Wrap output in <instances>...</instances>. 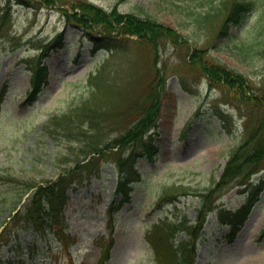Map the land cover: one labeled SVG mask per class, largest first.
I'll list each match as a JSON object with an SVG mask.
<instances>
[{
    "label": "rangeland",
    "instance_id": "rangeland-1",
    "mask_svg": "<svg viewBox=\"0 0 264 264\" xmlns=\"http://www.w3.org/2000/svg\"><path fill=\"white\" fill-rule=\"evenodd\" d=\"M89 1L106 9L115 5L123 12L151 16L174 28L178 42L161 39L155 60L149 45L134 41V36L120 42L126 48L119 52L103 47L92 50L84 30L81 33L69 23L56 6L36 1L28 6L12 0L3 19L7 0H0V230L11 218L8 202L16 203L20 185L55 179L77 164L81 142L61 126L51 135L44 123L53 115L73 111L88 96L98 69L103 68L102 82L95 98L112 106L139 95L142 88L136 90V86L158 69L164 86L153 134L158 145L156 159L138 160L141 177L114 220L108 213L110 202L117 197L114 164L101 161L93 166L95 170L75 172L66 190L64 231L72 240L69 253L74 264H99L111 238L105 264H161L144 239L145 230L158 215L176 223L180 218L194 223L201 199L196 193L206 191L219 178L230 151L262 115L258 103L249 107L235 89L210 83L198 60L191 61V53L198 48L208 63L234 69L249 80L255 93H263L264 0H255L253 8L230 25L226 34L220 30L222 16L214 20L199 17V12L209 9L207 0ZM60 31L64 45L43 58L48 82L27 102L28 68L40 54V45ZM259 166L244 184L233 179L210 197L213 210L193 238L195 264H264V157ZM178 185L185 189L175 194H185L159 202ZM251 193L253 206L229 240L230 228L219 222L217 212L237 209ZM27 194L19 203H24ZM35 235L32 229L15 226L7 244L0 240V264H66L64 255L57 253L58 240L52 235ZM180 239L190 238L179 232L175 245ZM17 245L24 249L17 250Z\"/></svg>",
    "mask_w": 264,
    "mask_h": 264
},
{
    "label": "trees",
    "instance_id": "trees-1",
    "mask_svg": "<svg viewBox=\"0 0 264 264\" xmlns=\"http://www.w3.org/2000/svg\"><path fill=\"white\" fill-rule=\"evenodd\" d=\"M11 1L5 2L2 9L3 19L9 14ZM15 1L28 6H33L35 1L43 6H56L69 23L79 27L81 33L84 30L91 42L92 50L103 47L111 52H119V49L124 50L126 48V45L120 42L133 40L131 38L134 36V41L149 45L153 51V60H155L158 57V43L161 39H167L173 43L178 42V34L174 28L166 26L148 15L120 11L115 5L106 9L89 0ZM207 1L209 9L199 12V17L204 20H214L222 16L220 30L224 33L230 25L237 24L244 14L255 5V0ZM91 27H100V29L92 30ZM63 39L64 33L60 31L40 45V54L35 63L28 68L31 77L30 89L26 93L27 102L35 99L47 84L48 68L43 58L51 50L62 47L64 45ZM190 58L191 61L198 60L210 83L224 84L235 89L243 103L249 107L258 103L262 108L258 107L262 115L257 123H252L248 127L246 138L230 151L219 178L206 191L196 193L201 199L196 207L194 223L189 224L187 220L182 218L176 223L174 220L158 215L150 227L145 230L144 239L152 248L156 260L161 264H195L193 238L203 228L206 214L213 210L210 197L215 190L225 186L233 179L238 178L239 184H244V181L260 168L259 163L264 157V92L255 93L249 80L234 69L219 63H208L205 58L201 57L198 48L194 49ZM102 71L103 68L98 69L94 74V82L89 85L88 96L81 100L80 104L74 106L73 111L69 114L53 115L44 123L45 129L50 128L51 135L61 126L60 129L71 133L81 142L79 158L75 160L77 164L73 168L70 167L60 172L55 179L18 187L16 203L8 202L12 215L0 230L2 243H8L15 226L32 229L36 233V237L45 238L48 235H53L62 246L57 253L64 255L66 264H73L69 253L72 240L64 231V208L67 203L66 190L74 181L75 172L82 171L84 168L95 170L93 166L100 164L101 161L102 163L110 161L114 164L117 172L114 191L117 197L112 199L108 206L109 216L112 218L111 220H114L121 207L130 201L133 183L141 177L137 167L138 160L143 158L154 161L156 159L158 145L153 134L157 127L160 97L164 86V80L159 70L156 69L148 81H141L140 85L136 86V90L142 88L137 92H141L139 95L132 96L127 102L115 106L95 98L96 93L101 88ZM103 94L107 96V92ZM109 117L117 118L109 121ZM250 121L249 119L248 122ZM183 189L185 188L181 185L174 186L159 202L175 199L177 194H185L184 191L175 194L176 191ZM28 192L24 203H19ZM254 200L255 197L251 193L237 209L219 210L217 212L219 213V222L228 225L230 228L227 233L229 240L235 236L246 219ZM179 232H186L190 239H180L175 245L174 242ZM112 243L113 239L111 238L108 247L102 253L103 257L101 256L99 264H105L109 260L108 251ZM32 245L35 249L34 243ZM17 246V250L24 249L21 245ZM48 248L52 250L50 244ZM42 250L47 251L46 248H42ZM53 257L56 259L54 261H57L58 255Z\"/></svg>",
    "mask_w": 264,
    "mask_h": 264
}]
</instances>
